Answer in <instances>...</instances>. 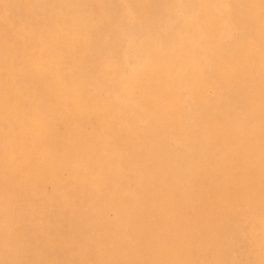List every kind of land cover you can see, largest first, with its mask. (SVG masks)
Masks as SVG:
<instances>
[{"label":"bare ground","instance_id":"6f19581e","mask_svg":"<svg viewBox=\"0 0 264 264\" xmlns=\"http://www.w3.org/2000/svg\"><path fill=\"white\" fill-rule=\"evenodd\" d=\"M146 1L110 29L91 12L58 11L71 19L48 37L55 50L29 55L22 69L16 49L0 58L3 159L19 177L22 206L40 224L41 198L62 215L75 209L76 264H264V216L249 212L264 204V0H164L155 27ZM85 54L95 55L88 78ZM208 89L209 110L226 101L234 114L219 135L216 121L194 113L211 101ZM230 184L232 206L219 207L238 218L226 251L203 221ZM7 218L0 214V264L41 263L40 245L32 257L22 249L23 221L9 236Z\"/></svg>","mask_w":264,"mask_h":264},{"label":"rangeland","instance_id":"374dc122","mask_svg":"<svg viewBox=\"0 0 264 264\" xmlns=\"http://www.w3.org/2000/svg\"><path fill=\"white\" fill-rule=\"evenodd\" d=\"M135 0H127V6H133ZM165 4L164 0H147L145 3L141 2L140 5L145 7L147 12L146 23L150 27H155L156 20L159 14L162 12V8ZM122 0H104L100 2L98 0H4L0 1V58H3L4 55L8 54L9 51L14 49L17 50L18 55L15 56L16 67L22 69L26 66V60L30 57L29 55H36L46 53L47 51L55 50L57 46L52 45L49 36L54 40L55 39V26L59 20L70 22V15L59 17L58 11L66 12H81L86 14L91 12V16L97 19L100 24V28L110 29L115 24L116 20L114 16L120 15L124 9L127 7ZM29 7V8H28ZM108 13L113 17V22H111L106 15ZM146 15V14H145ZM146 17V16H144ZM176 23L180 20L176 19ZM13 22V23H12ZM137 23V21H136ZM175 23V24H176ZM160 29V28H159ZM51 33V35H50ZM98 38V34L95 36V41ZM100 38H103L100 36ZM44 39V43H43ZM99 39V38H98ZM112 36H109L108 44ZM11 42V43H10ZM97 42H95L96 44ZM166 43V42H165ZM106 44V45H108ZM78 46V45H77ZM99 48V46L97 47ZM38 52V53H37ZM81 49L78 46V54H81ZM10 54V55H11ZM80 57V56H79ZM89 57L85 64L80 68L83 69L86 77L90 75L95 76V55L85 54V58ZM0 76L4 81L6 78V65L0 63ZM92 71V72H91ZM36 86V87H35ZM35 86L31 85V88L36 89L37 91L41 90L42 85L35 82ZM172 88V86H168ZM212 90L208 89V94L211 97V101L208 103H201L198 106V103H195V115L198 114L201 120H206L210 122V125L213 124V121H216L214 129H212V134L217 133L218 135L221 131L225 130V125L231 123L233 120V111L230 110L226 101H223V105L218 103L214 111L209 110L210 104H214L213 99L215 98V92L212 94ZM235 95L238 97L240 94L235 91ZM215 100V99H214ZM230 111H228L227 109ZM208 113H211L209 115ZM8 122L6 120L0 121V214L4 217H8L7 221H10V227L7 229V235H13L17 222L22 220L27 228V233L24 235L23 239L20 241L23 242V250H31L28 254L29 257H32L33 252L36 251V247L40 245V252L42 255V262L39 264H76L81 261L83 258V251L78 249L75 240L71 239L69 236L70 232V219L77 218L75 209L65 210V215H62L58 212L53 205L58 203L46 202L44 198H41L40 202L46 203V213L42 216L43 224H40V220L32 219L29 213L24 209L25 206H22L26 203V200H22L18 195L19 193V180L18 176H14L8 173L7 167L4 163L6 158V150L4 147V139L2 138V131L5 129ZM263 141L260 144L263 146ZM4 158V159H3ZM224 162H229L226 160ZM4 177V180L2 178ZM50 187V183H46L44 188L47 190ZM222 198L223 195L225 200L218 201L215 205L214 211L210 216H207L203 222L208 227V229L215 232L217 239L222 244L223 249H229L228 237H235L234 235V226L236 224V219L238 218L235 213L224 212L219 205H225L228 207L232 206L234 201L235 192L230 184L225 188L224 192H221ZM59 202V201H58ZM7 204L8 207L3 209L2 204ZM49 206V207H48ZM251 214H256L260 217L264 216V204H255L250 205ZM253 209H255L253 211ZM222 210V211H221ZM221 211V212H220ZM21 215V218L19 217ZM113 217V213H111ZM262 220V218H261ZM11 221L14 223H11ZM37 222V223H35ZM263 221H258V228L260 229ZM50 232V233H49ZM87 232V231H86ZM202 230L198 232V235L202 234ZM60 235V236H59ZM52 239L50 244L43 242L44 238ZM61 240H58V239ZM72 240V241H71ZM46 245V246H45ZM134 246L132 248H136ZM140 248V246H138ZM137 247V250L139 249ZM232 247V245H231ZM227 251V250H226ZM22 253V251H21ZM29 264H37L33 262L31 258ZM88 264H93L92 260H89ZM139 264H145V262L140 261Z\"/></svg>","mask_w":264,"mask_h":264}]
</instances>
